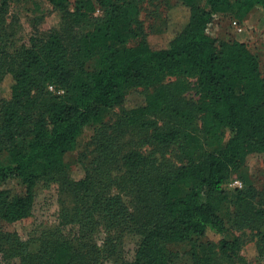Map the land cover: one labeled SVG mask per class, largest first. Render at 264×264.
<instances>
[{
  "label": "trees",
  "instance_id": "trees-1",
  "mask_svg": "<svg viewBox=\"0 0 264 264\" xmlns=\"http://www.w3.org/2000/svg\"><path fill=\"white\" fill-rule=\"evenodd\" d=\"M10 1L0 0V84L7 74L13 77L11 96L0 94V152H7V159L0 154V178L16 176L23 190L0 187V222L31 216L43 180H60L76 202L63 201L59 225L38 232L37 251L0 226V264H105L111 258L115 264H220L219 254L238 257L241 239L228 233L247 222L258 230L264 257V190L242 178L238 191L225 188L253 154L264 153V75L245 41L209 33L216 14L244 17L264 9V0H176L188 16L170 31L167 47L149 41L140 17L147 0H98L99 16L94 0H46L64 14L62 27L28 43L6 20ZM167 18L151 31L166 33ZM92 59L104 65L92 70ZM140 88L144 103L128 107L129 94ZM189 89L196 90L193 101L182 98ZM117 107L118 121L104 123L93 137L85 176L71 180L66 155L88 124ZM130 129L142 146L204 150L182 165L158 163L125 146ZM120 167L125 172L116 177ZM113 188L131 192L133 206ZM226 204L234 213L224 210ZM128 238L135 239L131 256Z\"/></svg>",
  "mask_w": 264,
  "mask_h": 264
},
{
  "label": "rangeland",
  "instance_id": "rangeland-1",
  "mask_svg": "<svg viewBox=\"0 0 264 264\" xmlns=\"http://www.w3.org/2000/svg\"><path fill=\"white\" fill-rule=\"evenodd\" d=\"M72 1L74 2V0ZM94 1L96 2V10L93 14L94 16H99L103 11L100 8L98 0ZM156 5H158V2L157 4H153L151 1H145L140 17L144 21L149 32V41L152 46L167 47L169 45L170 31L186 21L188 10L184 5H178L176 0H162L159 1L158 6ZM156 9L157 11L155 12ZM165 16L168 17L167 20L169 24L166 33L152 32L151 26ZM6 20L10 28L18 35L19 40L28 43L33 36L43 35L55 28H61L64 22V14L60 10L55 9L46 0H11L6 12ZM234 20H239V26L233 23ZM209 33L218 38L245 41L249 48L257 54L261 71L264 75L263 8L257 6L244 17H239L232 12L218 13L209 26ZM103 65V62L99 59H92L88 63L89 68L92 70L99 69ZM166 82H169V80L166 79ZM12 84L13 77L11 74H7L0 84L1 96L5 98L11 96ZM49 89L55 92L53 86H50ZM57 92L59 93V91ZM182 98L186 101H193L197 98L196 90L189 89L182 95ZM144 101L142 89L140 88V90H135L129 94L126 104L128 107H133L144 103ZM120 111V107L114 108L103 119L91 122L86 126L80 136L77 148L66 155V172L68 178L76 181L85 176L88 167L91 165L90 159L93 158L94 154L92 152L95 146L94 135L97 130H100L98 128L105 125L104 123L108 125L109 123L118 121L121 114ZM155 117L161 124L165 123V117L163 115L158 114ZM124 136L126 147L142 149L145 155L155 159L158 163L170 160L175 165H182L189 162L191 159H198L204 150L202 146L188 148L186 145L181 147L178 144L166 147L165 150L153 144L142 146L140 137L133 133V129L127 130ZM228 136L229 130L225 132L223 143L227 141ZM0 154L3 159H7L6 151L3 150ZM123 172H125V170L120 167L114 171V175L117 177ZM240 173H234L225 183V188L228 192L234 193L239 190L238 188H241L235 183L237 179L242 182L240 178L249 185L253 184V186H255L254 188L258 191L264 190V153L253 154ZM0 187L15 189L18 192L23 190L21 180L14 175H6L4 178H0ZM36 192V202L31 216L12 223L0 222V226L7 230L17 232L23 239H28L32 251H37L40 245L36 238L38 237V232L43 231L49 226H57L61 222L60 211L62 202L64 201L66 205L69 204L70 206H73L76 202L74 191L67 186H65L63 191L60 180H43L38 184ZM112 192L121 193L124 196V200L131 207L136 201L131 192L125 193L116 188H113ZM201 198H205L204 194H202ZM226 207L227 209L224 210L230 214L234 213L235 207L233 205L226 204ZM247 223L248 225H233L228 233V238L238 236L241 239L242 246L238 253V257L228 259L222 254H219L220 264H264V257H262L263 255H259L257 246L258 230L251 222ZM67 231H70L69 228H67ZM100 237H102V234L99 238ZM208 237L215 241L220 239L219 236L214 233H210ZM99 241H101V239H99ZM134 249L135 239L128 238L126 241L127 254L131 256ZM105 264H115V262L113 258H111L107 260Z\"/></svg>",
  "mask_w": 264,
  "mask_h": 264
},
{
  "label": "built area",
  "instance_id": "built-area-1",
  "mask_svg": "<svg viewBox=\"0 0 264 264\" xmlns=\"http://www.w3.org/2000/svg\"><path fill=\"white\" fill-rule=\"evenodd\" d=\"M233 23H234L236 26H239V22H238V20H234ZM235 183H236L237 186H240V187L243 186L242 182H241L239 179H237V180L235 181Z\"/></svg>",
  "mask_w": 264,
  "mask_h": 264
},
{
  "label": "crops",
  "instance_id": "crops-1",
  "mask_svg": "<svg viewBox=\"0 0 264 264\" xmlns=\"http://www.w3.org/2000/svg\"><path fill=\"white\" fill-rule=\"evenodd\" d=\"M242 41V40H241Z\"/></svg>",
  "mask_w": 264,
  "mask_h": 264
}]
</instances>
